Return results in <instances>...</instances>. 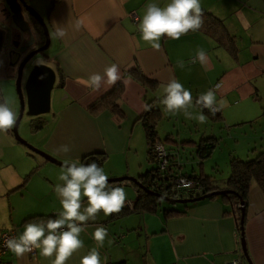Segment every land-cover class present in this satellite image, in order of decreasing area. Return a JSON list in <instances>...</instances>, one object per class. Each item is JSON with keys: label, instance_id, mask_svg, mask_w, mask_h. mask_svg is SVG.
Instances as JSON below:
<instances>
[{"label": "crops", "instance_id": "obj_1", "mask_svg": "<svg viewBox=\"0 0 264 264\" xmlns=\"http://www.w3.org/2000/svg\"><path fill=\"white\" fill-rule=\"evenodd\" d=\"M25 1L41 14L49 30L56 24L67 33L63 39H51V53L48 57L47 48L44 56L45 64L56 72L57 107L52 114L51 130L49 134L42 131L32 134L34 138L29 136V141L45 152L60 160L66 158L57 152L62 144L71 148L68 155L72 160L88 153L104 152L102 168L108 177L139 176L150 167L147 151L146 158L136 160L133 167L128 161L123 165L112 163V156L137 148L133 147L131 135L143 130L139 116L149 100L159 102L163 98L162 85L171 79L191 91L194 106L198 96L209 89L216 91L217 101H226L215 116L203 110L209 116L210 130L204 129L202 138L210 137L212 143L204 159L192 153L186 154L185 160L180 159L182 154L177 159L175 149L179 143L195 146L197 138L187 140L171 132L165 134L172 138L165 146L174 160L181 161L184 173L211 176L212 185L224 189L232 156L245 159L264 151V0H200L202 9L219 18L234 36L235 54L200 31L190 32L180 40L162 38L161 49L153 50L141 39L138 23L148 3L163 7L170 0ZM81 17H87V27L77 30L76 23ZM201 48L208 54L207 66L198 60L191 62ZM179 60L185 63L183 69L177 67ZM112 63L119 65L123 83L119 100L121 115L107 109H89L113 85L104 83L99 91L93 92L83 83L93 73L103 75ZM134 63L157 82L154 89H147L130 75L128 71ZM0 74L7 76L1 62ZM214 126H218L217 131L213 130ZM42 128L45 129L43 124ZM225 134L227 141L222 146ZM12 135L11 130L0 133V230L15 228L18 236L26 222L37 217L55 218L62 211L54 190L62 182L59 180L61 166L36 156L28 148L29 152L26 151ZM222 152L226 155L220 160ZM110 184L124 187L127 195L124 207L118 214L105 216L101 212L95 221H88V227L80 234L84 247L67 264H79L84 255L97 247L92 234L101 225L108 231L104 246L98 248L101 264L122 261L126 264H224L232 259L248 264L241 249L236 213L222 195L171 206L161 204L156 211L133 210L136 184L130 180ZM84 206H87L86 198ZM165 208L179 212L166 217ZM244 208L247 254L252 264H264V191L256 181L250 184ZM53 258L40 256L39 250L24 258L7 251L1 256V264H51Z\"/></svg>", "mask_w": 264, "mask_h": 264}, {"label": "clouds", "instance_id": "obj_2", "mask_svg": "<svg viewBox=\"0 0 264 264\" xmlns=\"http://www.w3.org/2000/svg\"><path fill=\"white\" fill-rule=\"evenodd\" d=\"M86 19L87 17H81L77 21V30L87 27ZM202 26L203 10L200 0H170L163 7L157 3H148L138 23V31L145 43L153 50L159 51L162 38L180 40L190 32L199 31ZM66 34L65 29L60 25L54 24L50 29L51 39H63ZM197 60L202 66H207L209 63L208 54L204 49H198L191 62L195 63ZM37 63L44 65L46 62L38 58ZM177 67L183 69L184 61H177ZM119 80H121L119 65L112 63L104 69L103 75L93 73L83 83L96 92L104 83L111 86ZM124 83L127 84L128 81ZM162 87L164 95L159 103L167 116L177 117L182 114L186 119H196L203 124L207 121L203 109H207L212 116H215L226 103L224 99L217 101L216 91L209 89L196 99L195 106L199 107L201 112L193 116L189 111L194 104L190 90L176 79H171ZM16 122L17 113L10 106L9 98L0 96V133H8ZM57 152L63 153L66 157L59 175L62 183L56 184L54 188L62 211L56 213L55 218L37 217L26 222L21 234L4 240V247L17 258H24L26 254L39 250V255L42 257H54L51 259V264H67L73 255L84 247L80 234L88 227V221H95L101 212L105 216L119 213L126 203L127 195L124 187L110 184L108 175L95 161L85 164L79 160H72L68 155L71 148L67 144L60 145ZM180 186L190 187L191 182L181 180ZM84 198H86V207ZM92 235L97 247L84 255L79 264H101L98 248L104 246L108 231L101 225L95 228Z\"/></svg>", "mask_w": 264, "mask_h": 264}, {"label": "trees", "instance_id": "obj_3", "mask_svg": "<svg viewBox=\"0 0 264 264\" xmlns=\"http://www.w3.org/2000/svg\"><path fill=\"white\" fill-rule=\"evenodd\" d=\"M203 10V26L199 30L200 32L211 37L218 45L224 46L228 51L235 54L237 47L235 43L234 36L230 35L227 31L223 22L213 15L210 11ZM130 75L144 85L147 89H154L157 85V82L150 79L148 76L144 74L137 63H134L131 68H129ZM123 91V83L121 80L117 81L115 85H113L109 90H107L104 94H102L95 102H93L89 109L94 110H103L107 109L111 112H115L116 114L121 115V110L119 106V100L121 93ZM208 111L207 109H203ZM209 112V111H208ZM161 117V111L159 108L154 106V100L151 99L147 102V106L144 112L139 116V121L144 130V136L147 145V155L150 161H153L154 166L150 167L144 173L137 176V180L140 184L144 186L145 189L153 192H147L142 187L136 184V197L132 202V209L134 210H146V211H156L159 206V202L162 199L160 195L167 196L171 199H176L172 196L171 190V181L169 178V171L175 173L176 171L180 172L181 176L187 178H194L199 180L204 190L203 193H209L211 191L217 190L216 186L212 185L211 176H194L184 173L181 170V161L177 160L180 157L184 158L182 152L183 150L175 149L177 159L174 160L172 152L166 148L165 142L172 141L171 135L168 134L164 138H160L157 131V123ZM41 127V124L37 125L36 128ZM210 137L202 138L199 142L195 144V153H192L194 156H199L200 158H204L206 153H208L209 147L212 145L210 143ZM160 141L167 155L168 166L166 167L167 171L162 173L159 170V158L156 155V151L154 148L155 142ZM189 142V141H186ZM188 144V143H187ZM106 158V154L104 152H92L85 154L81 157V161L83 163H91L95 161L99 166L103 164ZM180 161V162H179ZM165 171V170H164ZM27 178L23 180V182L18 186L21 187ZM252 181H256L261 189L264 191V151L258 152L256 155L250 158L241 159L236 156H232L229 159V172L228 177L225 180L227 187L224 189H228L231 192L227 194H223L222 196L231 204L232 210L236 213L237 218V229L240 234V210L239 203L240 199L244 201L247 200L248 192L250 188V184ZM157 194H155V193ZM201 194L192 195L189 194V197L197 196ZM215 195H212L208 198H213ZM187 198V197H184ZM181 199V198H180ZM165 200V199H162ZM174 203V202H173ZM176 203V202H175ZM125 209V208H124ZM125 210H129L126 208ZM179 211L172 208H165L163 210L164 216H169L172 213H178ZM120 213V212H119ZM118 214V213H117ZM245 217V213H244ZM31 218V217H30ZM244 223V219H243ZM15 229V228H14ZM9 251V250H8ZM7 252V251H6ZM1 264V258H0ZM113 264H126L124 261L116 262Z\"/></svg>", "mask_w": 264, "mask_h": 264}, {"label": "water", "instance_id": "obj_4", "mask_svg": "<svg viewBox=\"0 0 264 264\" xmlns=\"http://www.w3.org/2000/svg\"><path fill=\"white\" fill-rule=\"evenodd\" d=\"M3 1H4V6L2 8V12L4 11L9 14L10 19L12 20L14 25L19 30L27 31L31 33L30 25L25 19V14H27L28 16L32 17L41 26L43 35L45 37V44L39 49H36L30 52L27 56H25L18 66V72H17V76L15 79V84H16V90L18 93L19 110L17 114V122L14 125V127L11 129V132L17 141L25 145L28 149L32 150L34 153L39 154L40 156L44 157L46 160L54 164L63 166V161L39 149L38 147H35L34 145L30 144L26 139H24L18 133V124L20 122V119L23 116L25 108H26L25 111L27 115H37V114L47 113L50 111L51 90L54 86L55 79H56V72L51 66L47 64L39 65L38 63L32 65L27 74V77L25 79L24 86H23L24 93H25V99L23 97V92L21 88V77H22L23 66L33 55H35L36 53L48 47V42L50 40L48 27L43 17L40 15V13L32 5L28 4L25 0H3ZM1 44H2V32L0 30V47H1ZM28 46L29 44H27L24 47L22 46L19 49V51L20 52L24 51ZM123 180H130L133 183L142 187L145 191L151 192L148 189H145L144 186L140 184L137 178L134 176L112 177V178H109V183L119 182ZM230 192L231 191L228 189H217L209 193H203L201 195L181 198V199H171L164 195H160V197L162 199H165V200H168L174 203L175 202L176 203H188V202L202 200L212 195H223V194H227ZM244 204H245L244 201L240 199V203H239L240 244H241V249H242L244 258L246 259L248 264H252L247 254L245 239L243 235V219H244V213H245Z\"/></svg>", "mask_w": 264, "mask_h": 264}, {"label": "rangeland", "instance_id": "obj_5", "mask_svg": "<svg viewBox=\"0 0 264 264\" xmlns=\"http://www.w3.org/2000/svg\"><path fill=\"white\" fill-rule=\"evenodd\" d=\"M25 19H27L26 14H25ZM10 27H16L14 25V23L12 22V20H11V26ZM37 30H38V34L36 33V35H39L40 39H42V34H41L42 29H41L40 25L37 26ZM49 32H50V30H49ZM44 53L45 54L47 53V48L44 50ZM49 53H51L50 46L48 48V54ZM39 58H41V57H39ZM37 59L38 58H35L36 63H37ZM43 60L46 62V60L44 58H43ZM48 64H50L49 61H48ZM31 65H32V63H29L26 66L24 72L27 73L29 71ZM24 81H25V79H24ZM23 86H24V83H23ZM0 89H1L2 96H7L9 98L10 106L18 114L19 100H18V93L16 90L15 79L13 77L5 76V75L2 76L0 74ZM23 90H24V87H23ZM56 90L57 89L55 86L51 90L50 111L49 112L37 114V115H27L26 111H25V113L23 114V116L20 119V122L18 124L19 135L22 136L24 139H26L30 144L34 145L35 147H38V146H36L34 143L29 141V136L34 138L35 136L32 134H39V132H42V131H44V133L48 132V134H49V131L51 130V126H52L51 125L52 114H53V111L57 107V105H56V100H57L56 96L57 95L55 94ZM154 106L159 108L161 111V118L159 119V121L157 123V131H158V135L160 138L165 137L166 133L171 132L175 137L178 136L180 139H187L188 140L189 137H191L192 139L197 138L196 140L199 142L200 138L205 137V136H203V133H204L203 130L204 129L206 131L210 130V119H209V116L207 114H204L207 117V121L205 123L201 124L196 119H186L182 114L180 116H177V117H171V116L165 115L163 113L162 106L160 105L159 102H154ZM189 111L192 113L193 116H196L201 112V110L199 108H197L196 106H194V104H193V107L189 109ZM39 124H41V125L43 124V126H45V129H43L44 127L42 129H40L41 127L36 129V126ZM164 128L166 129L165 132H163ZM213 130L217 131L218 126L217 127L214 126ZM219 135H221V134L218 133V136ZM224 137H226V134L223 136V141L221 143L222 146H223V142L227 141L226 138L224 139ZM131 139L134 142V145L132 144L133 147H135V145H136L137 148H135V149L131 148L130 150H126V152L123 154L113 155L112 156V163H114L116 165H123V164L127 163V161H128L129 166L133 167L134 164L136 163V160L146 158L144 156L146 154V146H145L146 143L144 140L143 130L141 132H138V131L132 132ZM158 142L161 143L160 141H157L155 143H158ZM21 146H23V148L29 152V150L27 149L26 146H24V145H21ZM39 149H41V148H39ZM177 149H179V150L183 149L184 160L186 159V154L188 156L190 153H195L194 152L195 146H189L187 143L186 144L179 143ZM41 150H43V149H41ZM43 151H45V150H43ZM30 154H34V153L30 152ZM221 155H222V157H221ZM224 155H226V152L220 153L219 159L220 160L224 159V157H225ZM36 156L40 157L39 154H37ZM147 157H148V155H147ZM77 160H79L81 163H83L81 161V158L77 159ZM147 160H149V157ZM61 161H64V160H61ZM154 164L155 163L153 161H150L149 166L151 167ZM102 165H100V166L104 168V165L103 166ZM223 166L224 165H222V168H223ZM61 168H62V166H61ZM227 169H229V168H227ZM221 173H224V172H221ZM123 175H125V174L118 175V176H112V177H121ZM129 176H131V175H129ZM161 204L165 205V206H171V205L180 204V203H173V202H170L168 200H162L161 199L159 202V205H161Z\"/></svg>", "mask_w": 264, "mask_h": 264}, {"label": "flooded vegetation", "instance_id": "obj_6", "mask_svg": "<svg viewBox=\"0 0 264 264\" xmlns=\"http://www.w3.org/2000/svg\"><path fill=\"white\" fill-rule=\"evenodd\" d=\"M3 6H4V1L0 0V30L2 32V44L0 47V62L2 64V67L6 71V75L16 79L17 72H18V66L20 62L22 61V59L25 56H27L30 52L42 47L45 44V37L43 35L42 30H41L42 39H40L39 35H36V33L38 34L37 26L39 24L27 14H26V18H27L26 20L30 25L31 33L27 31H21L17 27H10L11 19L7 12H4V11L2 12ZM49 35H50V32H49ZM50 42H51V36H50V40L48 42L47 48H49ZM27 44H29V46L24 51L20 52L19 49L22 46L23 47L26 46ZM45 49L33 55L23 66L22 77H21V88H22L24 99H25V93L23 90V83L25 82L24 79H26L27 74L29 72V71L27 73L24 72L25 68L29 63H32V65L36 64L35 58L41 57L43 59L44 56L46 55L44 53ZM48 57H49V54H48ZM25 110H24V113H25Z\"/></svg>", "mask_w": 264, "mask_h": 264}, {"label": "built area", "instance_id": "obj_7", "mask_svg": "<svg viewBox=\"0 0 264 264\" xmlns=\"http://www.w3.org/2000/svg\"><path fill=\"white\" fill-rule=\"evenodd\" d=\"M54 1H58V0H54ZM132 18L134 20L136 19V15L134 13L132 14ZM154 148L156 151V155L159 158V163H158L159 170L162 173H165L167 171L166 167L168 166V160H167V155L164 150V147L162 146L161 143L158 142V143H155ZM168 174H169V178L172 184L171 194L174 198L180 199L184 197H189V194H192V195L202 194L204 187L199 180L181 176L179 171H176L175 173L169 171ZM181 180L191 182V186L190 187L180 186ZM15 236H17V234H16V229L14 228L0 230V258L6 251H8V249L4 247V240L7 238L15 237ZM34 253H30V254L33 255ZM224 264H242V263L239 259H232V260L226 261Z\"/></svg>", "mask_w": 264, "mask_h": 264}]
</instances>
